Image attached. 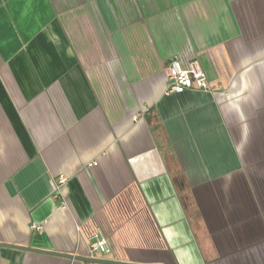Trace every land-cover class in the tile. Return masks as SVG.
<instances>
[{"label": "crops", "instance_id": "0c3cea01", "mask_svg": "<svg viewBox=\"0 0 264 264\" xmlns=\"http://www.w3.org/2000/svg\"><path fill=\"white\" fill-rule=\"evenodd\" d=\"M173 56L213 89L165 92ZM97 230L116 260L264 264V0H0V242Z\"/></svg>", "mask_w": 264, "mask_h": 264}, {"label": "built area", "instance_id": "2783aa9c", "mask_svg": "<svg viewBox=\"0 0 264 264\" xmlns=\"http://www.w3.org/2000/svg\"><path fill=\"white\" fill-rule=\"evenodd\" d=\"M164 73L166 76V91L167 93H182L188 89H203L212 90L206 71L204 70L201 61L194 57L188 64L184 65L177 57H171L165 64ZM67 181V176L61 175L58 182L54 185L55 191ZM57 195V194H56ZM62 206L66 204L62 202ZM111 248L107 238L100 230H97L89 238V256L105 257L109 255Z\"/></svg>", "mask_w": 264, "mask_h": 264}, {"label": "water", "instance_id": "95a60500", "mask_svg": "<svg viewBox=\"0 0 264 264\" xmlns=\"http://www.w3.org/2000/svg\"><path fill=\"white\" fill-rule=\"evenodd\" d=\"M0 247H11V248H16V249H21V250L23 249L29 252L49 254V256L50 255L60 256L64 258H69V259H74V260L81 261V262H89V263H94V264H142V263L116 260V259H112L108 257H92L89 255H81V254L76 255L75 253L61 252V251L51 250L50 248L42 249V248L30 246V245H19V244H14V243L8 244V242H0ZM155 264H161V263H155Z\"/></svg>", "mask_w": 264, "mask_h": 264}]
</instances>
